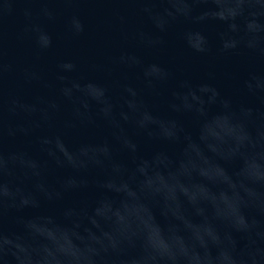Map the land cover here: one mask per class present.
Here are the masks:
<instances>
[{
    "label": "water",
    "instance_id": "obj_1",
    "mask_svg": "<svg viewBox=\"0 0 264 264\" xmlns=\"http://www.w3.org/2000/svg\"><path fill=\"white\" fill-rule=\"evenodd\" d=\"M154 3L0 0V133L5 153L23 152L27 156L3 179L26 193L34 192L38 186L61 192V198L56 200L41 198L38 208L10 213L4 221L8 233L23 235L17 217L25 216L32 218L31 226L36 232L53 241L61 239L60 233L69 223L77 224L79 231L94 224L100 228L131 227L160 238L159 225L164 221L159 215L158 199L145 200L144 191L173 201L182 193L192 200L206 202L210 212L201 209L197 214L180 215L179 206L176 208L186 227L199 231L231 210L242 165L252 171L259 169L257 162L242 157L232 161V175L219 167L221 157L233 154V130L221 115L224 107L210 102V94L194 92L186 97L184 102L195 108L198 115L177 114L169 108L183 80L193 85H213L222 97L232 99L234 108L259 104L255 97L242 92L241 83L250 72L264 69V62L246 47L231 54L221 52V46L230 48L237 42L238 25L224 22L234 15L232 0H196L194 15L202 16L200 20L178 15L184 11L183 0ZM145 7L155 8L158 13L167 10L177 19L166 31L159 32L142 12ZM73 17L84 24L79 35L74 32ZM141 31L162 44L143 48ZM44 32L52 37L49 48L42 47L40 37ZM201 33L210 42L205 53L193 51L203 45ZM122 53L139 55L145 65L163 64L174 76L165 83L149 84L144 78L146 69L116 64ZM64 61L74 62L78 70L60 72L57 65ZM59 75L78 82L70 99L59 94L58 89L68 82H61ZM116 81L136 91L135 111L142 113L146 127L138 130L131 120L124 124V131L135 139L139 151L136 157L118 150L114 155L129 169L136 158L144 164L134 182L112 183L103 191L98 183L107 169L85 165L100 146L113 140V129L101 116L103 102L92 84L108 87L117 114L123 110L132 116L134 110L127 107L122 89L114 86ZM53 103L59 106L58 111L51 107ZM171 118L181 121L191 140L186 142L183 136L175 141L165 139L173 130L164 121ZM40 137L53 138L49 147L60 158V165L41 149ZM34 164L38 166L33 169L38 175H27L24 168ZM202 177L211 178V183ZM81 178L87 179L86 188L64 191L65 186ZM66 209H74L75 213L66 215ZM62 240L70 244L72 237L64 234Z\"/></svg>",
    "mask_w": 264,
    "mask_h": 264
},
{
    "label": "clouds",
    "instance_id": "obj_2",
    "mask_svg": "<svg viewBox=\"0 0 264 264\" xmlns=\"http://www.w3.org/2000/svg\"><path fill=\"white\" fill-rule=\"evenodd\" d=\"M139 2L155 4L154 0ZM195 5L196 0H183L184 11L178 15L195 20L203 19L202 16L194 15ZM232 6L234 15L224 22L238 25L237 42L230 48L221 46V52L231 54L246 47L264 62V0H232ZM154 9L145 7L142 12L147 15L156 30L164 32L177 16L167 10L158 13ZM48 15L51 19V13ZM240 21L244 23L240 25ZM72 23L76 35L83 33L84 24L79 18L73 17ZM200 35L203 45L193 51L205 53L210 49V42L204 33ZM40 39L43 48L51 47L52 37L49 34L42 33ZM140 43L143 48L151 49L162 44V41L153 39L141 31ZM116 64L124 68L146 69L144 78L149 84L165 83L174 76L163 64L145 65L142 57L137 54L122 53ZM57 68L62 73L78 70V66L71 61L61 62ZM58 79L61 82L68 81L58 91L62 97L70 99L73 88L79 86L78 82L69 81L65 75H59ZM92 86L99 90L103 102L101 116L113 129V140L100 146L93 159L85 166L107 169V174L98 183L101 190L107 191L112 183H132L139 177V170L144 164L142 159L136 158L134 166L129 169L116 159L114 153L118 150L136 157L139 145L124 131L123 125L131 120L141 131L146 125L143 123L142 113L135 111L137 93L130 85L114 82L115 87L122 89L127 107L134 110L132 116L123 110L117 114L108 87L95 83ZM179 87L180 91L174 93L169 103L173 113L198 115L195 108L184 102L186 97L194 92L210 94V102L220 103L224 107L225 111L221 115L227 118L233 130V154L225 155L218 161L224 173L232 175L231 164L237 157L255 161L260 166L257 171H252L242 165L235 181L237 187L232 195V208L226 215L211 221L207 228L192 231L186 227L180 215L197 214L201 209L210 212L211 208L206 202L192 200L182 193H178L173 201L167 196L155 197L151 191H144L142 195L145 200L158 199L159 215L164 221L159 225L160 238L150 231L131 227L100 228L94 224L79 231L77 224L69 223L62 229L61 239L53 241L36 232L31 226L32 218L25 216L17 217L24 234H10L4 228V221L10 213L38 208L41 198L56 200L61 198V192L44 190L38 186L34 192L26 193L21 187H13L7 183L3 177L27 156L23 152L5 153L3 136L0 133V264H264V69L250 72L241 83L242 92L255 97L259 104H241L234 108L230 97H222L220 91L207 82L193 85L189 80H183ZM51 107L58 111L59 106L56 103ZM164 123L173 130L172 135L165 139L175 141L182 136L186 142L192 139L191 134L185 133L178 118H171ZM23 131L27 134L26 129ZM9 135L14 133L9 132ZM38 142L52 161L60 165V158L49 147L53 138L40 137ZM36 167L38 166L34 164L32 168H24V171L27 175L35 176L38 175V172L33 170ZM202 179L211 183L209 177ZM87 186V179L81 178L79 181H73L70 186H65L64 191L83 189ZM177 205L180 215L176 211ZM65 212L70 215L74 214L75 210L66 209ZM64 234L72 237L70 244L63 242Z\"/></svg>",
    "mask_w": 264,
    "mask_h": 264
}]
</instances>
